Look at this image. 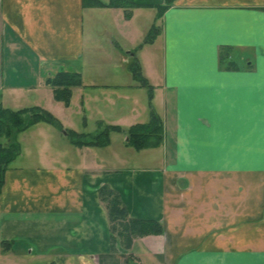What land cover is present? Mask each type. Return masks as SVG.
<instances>
[{
	"label": "crops",
	"instance_id": "0c3cea01",
	"mask_svg": "<svg viewBox=\"0 0 264 264\" xmlns=\"http://www.w3.org/2000/svg\"><path fill=\"white\" fill-rule=\"evenodd\" d=\"M131 1L139 6L127 18L124 8L85 0H0V115L38 106L63 125L40 121L16 135L20 152L0 186V241L28 246L31 255L50 248L89 255L94 264H264V0H175L158 19L153 42L119 46L110 63L87 57L89 25L97 34L105 29L117 46L114 32L91 15L111 14L118 33H132V40L130 24L139 12L154 10L158 22L157 5L165 0ZM158 41V60L143 61L142 48ZM224 45L238 65L219 64ZM126 53L146 70L150 101ZM60 71L81 74L72 102L82 98L84 108L94 87L115 89L110 111L144 104L145 118L135 123L148 122L153 109L163 122L161 144L134 147L149 152L131 167H106L97 151L118 133L129 146L125 131L135 123L93 117L98 129L90 130L84 108L56 100L48 79ZM87 72L96 74L91 83ZM122 72L133 79L120 81ZM107 74L115 79L105 81ZM73 119L84 120L82 128ZM106 125L120 128L105 146L76 144L67 131L96 134ZM43 139H55L56 147ZM2 143L8 139L0 123ZM31 145L37 163H14ZM103 186L118 191L130 217L158 221L160 232L135 237L130 248L113 240Z\"/></svg>",
	"mask_w": 264,
	"mask_h": 264
},
{
	"label": "trees",
	"instance_id": "16d2710c",
	"mask_svg": "<svg viewBox=\"0 0 264 264\" xmlns=\"http://www.w3.org/2000/svg\"><path fill=\"white\" fill-rule=\"evenodd\" d=\"M175 0H165L164 3L158 4L159 13L156 20L162 17L163 12L174 3ZM86 5H102L110 7H121L125 10V16L131 18L133 9L137 6L131 0H110L109 3H103L100 0H85ZM160 26L157 22L153 24L149 31V36L145 42H152L158 35ZM233 52L229 46H222L219 56V64L222 66L238 65V61L233 57ZM130 70L134 77L138 80L142 87L149 90L150 99H152V85L149 79L141 71V66L137 58H134L130 64ZM82 76L79 72L60 71L48 79L52 85L54 96L58 101L69 105L73 95V87L82 84ZM46 121L63 128L60 120L50 111L41 107H31L21 110L2 109L0 115L1 132L8 139V143L0 145V186H2L5 173L10 163L20 152L19 143L16 135L31 125ZM101 130L96 134L81 133L75 130H67L71 140L80 145H98L105 146L110 142V132L119 129L117 125L102 126ZM105 127V128H104ZM128 144L137 149L146 147H157L163 140V122L162 118L153 109L151 110V118L146 123H137L127 130ZM104 201L107 202L109 218L112 223V237L115 240L119 237L123 244L130 248L133 239L138 236L159 233L160 226L158 221L132 218L129 215L126 205L118 191L110 186H103L100 189ZM4 243V242H3ZM116 251L115 246L112 248Z\"/></svg>",
	"mask_w": 264,
	"mask_h": 264
},
{
	"label": "rangeland",
	"instance_id": "374dc122",
	"mask_svg": "<svg viewBox=\"0 0 264 264\" xmlns=\"http://www.w3.org/2000/svg\"><path fill=\"white\" fill-rule=\"evenodd\" d=\"M133 13H132V16H133ZM87 15L88 17L90 16V14H87ZM90 17L92 18L94 17L95 19L99 21V23L102 22V24H99V25L102 26L103 28L107 27V29L111 31V33L114 32V36L116 37L117 46H115L112 42L108 40L107 38L108 35L106 36V33L104 32L105 29H103V32H101L100 34H97V32H94L95 30L92 29L91 26L89 25V32L92 35L91 36L88 35L90 39H89L88 44H86V47H87L86 56L87 57L90 56L91 59L93 60L96 59L95 55L101 56L104 58L105 63H108V62L110 63L111 62L110 60H112V57H117L116 49H119L120 48L119 46L123 47L124 49H131L130 47L131 45L133 46L136 45L138 47L142 45L146 41L147 37L149 36L148 35L149 31L152 28L153 24L155 23L154 10H151V12L149 10H146V11L144 10V11L139 12L137 17L133 19V22L131 24L130 22L128 23L131 25V27H133V32L135 34L134 40H132L133 39L131 36L132 33L129 34V32H125V31L123 33H118L116 29V21L114 20L111 14L99 13V17L96 14L95 16L91 15ZM93 22L98 23L97 21H93ZM157 25H160L159 20L157 22ZM147 43H151V42H147ZM159 44L160 42L158 41L153 44L145 45L144 49L142 48L144 52L141 53L140 51L141 59H143V61L152 59L151 63L154 65V61L156 62V60H158L157 58H159V51H158ZM139 49L141 50V48ZM126 54L129 59L128 63L130 67V64L134 60V57L129 58V53H126ZM101 57L99 58V61L102 60ZM95 66H93V68ZM140 66H141L142 72L146 71L145 69L142 68L141 63H140ZM103 72H106V67ZM95 75L96 74H88L87 72L85 76L86 83L93 82ZM119 76H120V81H124V77L130 80L133 79L132 75H130L129 73L125 74V72L120 73ZM152 76L155 80H159V77L155 75L154 73L152 74ZM103 78L105 81L106 80L111 81L112 79H115L113 78V76H111V74H107ZM87 92H88L87 96H90L92 94L95 95V97H93V99L95 98V100L93 99L89 100L87 107L84 108L82 98L80 100H78L77 98L76 99L74 98L73 102L71 98L70 104H72L71 109H75V110L77 109L80 111L81 109L84 108L83 111L85 114H82L81 116H82V119H85V117L87 116L90 117L89 120H86V121H89L88 127H90V130L94 131L92 127H95V129H98L97 122L94 120L93 117H102L104 121L116 120L119 122H126L130 124L133 121L135 123L136 120H141L145 118V115L143 114V111L145 109V106L143 104L144 102L143 103L141 102L143 105H141L140 107V104H139L137 109L135 110L126 109L124 110L125 112H122V113L114 112V111H110L108 108L110 107L111 102L115 99V96L117 95L115 89H107V90L100 91V88L97 89L93 87L92 89H87ZM142 92L143 94H146V92L148 91L145 89ZM96 97L100 99H96ZM144 97H145V100L150 101V97L148 96H144ZM41 101H45V100H43L42 98ZM104 102L109 103L108 105H106L107 109L104 108L105 107ZM101 106L104 108V110H102L103 113L101 114V116H99L100 115L99 109ZM71 109L68 110L67 113L69 116L71 115L72 117V114H74L75 116L76 113H75V110H71ZM81 113L83 112H80V114ZM123 114L126 115V119L121 116ZM83 121L84 120H82L81 122V120L73 119V122H74L73 125H76L82 128ZM41 122L49 123L46 121H41ZM41 122H38V123H41ZM44 126L47 128L50 125L44 124ZM48 130H51V129H48ZM29 132H30V135L32 136L31 131ZM118 134H112V135H115V137L113 138L114 143H112L110 147H107V148L105 147L97 151L99 153L98 156H100L101 154L102 158H106V164H107L106 167L111 168L112 166L115 167L117 165L118 166L125 165V167L126 166L131 167L133 163H136L138 162V160H141L143 158L145 152H149L145 150L139 152V150L135 149L134 146H132L131 144H128L129 146H126L125 143L123 142V137L119 136L120 138L119 139ZM125 134L128 135L127 131H125ZM33 139H36L35 135ZM43 140H48L49 142L51 140L53 147H56V143L54 142L55 139L54 140L53 139H43ZM148 148L149 147H146V150ZM29 149L31 150V152L26 151V153L21 155L14 163L29 164V165L36 164L38 161V158L36 157L37 155L36 147L35 146L32 147L31 145ZM1 221H2V218L0 217V224H1ZM12 242L13 241H10L11 244H13ZM8 245L10 244H8L7 241H5L4 243L0 241V264H94V261L91 259L89 255H86V258H83L79 255H75L72 253L70 254L65 251H62L59 248H50L42 252L40 251L43 255L39 256V254H35V253L31 255L29 252L28 246L22 245L19 242H17L15 246H11L12 248L9 247Z\"/></svg>",
	"mask_w": 264,
	"mask_h": 264
}]
</instances>
